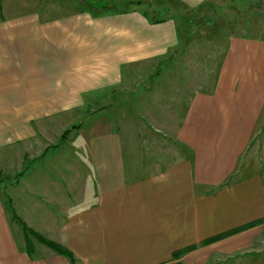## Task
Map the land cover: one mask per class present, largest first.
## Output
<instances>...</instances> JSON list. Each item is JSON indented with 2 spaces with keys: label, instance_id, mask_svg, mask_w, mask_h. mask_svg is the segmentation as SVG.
I'll list each match as a JSON object with an SVG mask.
<instances>
[{
  "label": "crops",
  "instance_id": "0c3cea01",
  "mask_svg": "<svg viewBox=\"0 0 264 264\" xmlns=\"http://www.w3.org/2000/svg\"><path fill=\"white\" fill-rule=\"evenodd\" d=\"M131 1L138 9H127ZM156 1L194 12L209 2ZM139 6L0 0V173L25 169L0 186V264H264V222L198 246L264 218V32L225 35L210 85L184 87L164 74L182 49L177 18L154 22ZM134 68L149 72L134 83L153 76L156 86L129 102V138L123 123L100 117L109 108L58 148L32 152L37 131L47 132L39 116L104 97ZM7 200L73 263L35 240L27 254ZM188 246L196 248L172 258Z\"/></svg>",
  "mask_w": 264,
  "mask_h": 264
},
{
  "label": "rangeland",
  "instance_id": "374dc122",
  "mask_svg": "<svg viewBox=\"0 0 264 264\" xmlns=\"http://www.w3.org/2000/svg\"><path fill=\"white\" fill-rule=\"evenodd\" d=\"M260 1L209 0L194 12L186 11L185 8L170 1L147 0L143 2L142 0V6H139V8L147 12L153 19L152 21L175 15L176 21L179 22V28L183 30L182 49L179 50L178 54L171 55V59L166 66L167 71L164 74L181 76L183 78L182 85L193 88L206 87L212 82L222 55L225 35L230 33H237L238 35L251 34L253 30L264 32V9ZM152 6L160 7L161 10L158 12L152 11L150 8ZM127 7L129 10L138 9L135 3H129ZM153 69L154 67L148 70L151 75L154 73ZM133 70H137V72L131 75V72L128 71V83L121 84L119 87L103 93L104 97L102 98L93 97L84 100L83 106L75 108L70 114L39 116L38 125L46 127L47 132L45 136L44 132L41 135L40 131H37L40 141L37 146L35 143L31 145L32 152L34 153L39 149L38 153L42 154L46 148H48L47 151L54 150L49 148L59 143L60 136L65 130L70 129L75 124L82 125L93 116L92 114L100 111L103 113L105 109L109 108H111V113L100 117H108L113 123H123L126 130L124 135L129 138V102L134 101L136 103L140 101L137 96L147 93L142 92V90H148L149 88L152 90L156 86V83L152 81L153 76L147 82L144 79L145 83L144 81L134 83V79L138 78V73L141 77H145L149 72H140L143 68H134ZM146 86L148 87L144 88ZM132 108L134 109V107ZM136 119L146 122L141 115H136ZM74 134L75 131H71L69 138H72ZM257 146L255 140L249 148L255 155L258 153Z\"/></svg>",
  "mask_w": 264,
  "mask_h": 264
},
{
  "label": "trees",
  "instance_id": "16d2710c",
  "mask_svg": "<svg viewBox=\"0 0 264 264\" xmlns=\"http://www.w3.org/2000/svg\"><path fill=\"white\" fill-rule=\"evenodd\" d=\"M129 3H135V4L138 5L141 2L140 1H135V2L131 1ZM79 127H80L79 124H75V125L71 126L70 129L65 130L60 136L59 143L54 145V146H52V147H50L49 149L58 148L61 145L60 142L68 139L69 135H70V132L73 131V130H77ZM258 138L259 137H257V139ZM47 150H48V148H46L44 150V152L39 157H42L46 153ZM24 171H25V169H23L21 172H18V173L14 174V175L0 173V186H4L5 187V186L15 185L18 182L19 178L24 173ZM6 204H7L8 209L10 210V221L15 223L21 230V234H22V237H23V243H24V249H25V252L27 254H31L32 253L33 249H32L31 240L33 239L36 242H38L39 244H41V245L45 246L46 248L50 249L51 251L55 252L56 254L67 258L70 263H73L74 259H73L72 254L69 251H67L66 249H64L61 246L57 245L56 243L43 238L41 235H39L36 232L32 231L31 229L27 228V226L23 222H21V220L14 214V212H13L11 206H10V202L8 200L6 201ZM263 222H264V218H261L259 220H256L254 222L245 224V225H243V226H241L239 228H236L234 230H231V231H228V232H224V233L215 235L213 237H210L208 239H205V240L199 242L198 246H205V245L211 244V243L216 242L218 240H221V239H223L225 237H228V236H230V235H232L234 233L249 229V228H251L253 226H256L258 224H261ZM195 248H196V246H188V247H185V248H183L181 250L173 252L172 258L176 259L180 255H182V254H184V253H186L188 251H191V250H193Z\"/></svg>",
  "mask_w": 264,
  "mask_h": 264
}]
</instances>
